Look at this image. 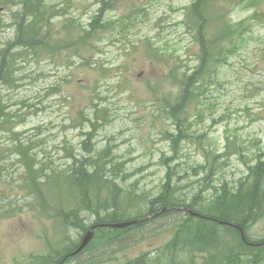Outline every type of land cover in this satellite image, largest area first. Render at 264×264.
I'll use <instances>...</instances> for the list:
<instances>
[{"label": "rangeland", "instance_id": "1", "mask_svg": "<svg viewBox=\"0 0 264 264\" xmlns=\"http://www.w3.org/2000/svg\"><path fill=\"white\" fill-rule=\"evenodd\" d=\"M66 1L47 0L64 7L72 4L75 10L71 16H76L84 26L89 16L97 17V7L92 4L94 0ZM191 1L160 0V7L149 22L134 27L128 38L113 43L111 33V39H107L108 35L103 41H96L100 54L78 48L81 56L90 60L86 67L81 66L73 48L58 49L54 54H47V58H42L43 54L20 53L23 69L18 75L22 79L21 87L2 88L1 91L5 104L13 110L20 108L14 104L25 103L21 111L26 114L24 122L15 125L13 132H17L23 142H32L38 157L42 156L40 150L43 149L47 153V162L54 158L55 164H62L63 161L58 160L62 155L56 151V146L62 141L75 148L80 145L85 135L80 137L79 134L87 133L80 117L83 114L92 118L96 110L93 102L97 109L105 110L104 117L109 121L106 125L99 121L101 126L95 137L96 148L115 145L114 153L125 162V173L132 175L127 183L135 184L144 195L158 193L165 175L162 163L172 157L169 142L164 140L163 133L171 129L172 123L162 113L166 107L160 98L167 94L169 85L158 86L157 83L168 78L167 70L171 66H175L176 71L181 67L191 69L196 66L194 57L198 54V47L190 43L189 37L178 25L183 6ZM4 2L0 0V18L11 23L14 21L11 10L2 9ZM129 3L116 0L106 19L127 15ZM260 8L264 11V0ZM84 9L86 13L84 11L85 15L81 17V10ZM252 13V10L240 6L233 11V17L244 19ZM158 19H161L159 35L153 34L149 26ZM65 25L64 18L58 19L47 27V33L52 29L61 36ZM15 30V27L0 30V49ZM148 37L159 40L158 45L163 50L166 48V54L158 55L156 61L145 57ZM254 37L239 56L221 67L219 84L210 86L202 99H207L210 105L205 101L200 106L190 103L187 115L190 140L181 142L178 156L172 161L177 193L185 199L192 198L201 189L203 170L197 167L204 164L203 149L210 146L219 156L217 162H223V167L215 174L217 182L214 184L225 181L233 185L246 175L247 167L254 163L258 150L264 147V28L256 29ZM64 44L67 43H52L55 47ZM101 67L107 72L102 73ZM196 109L203 110L200 117L194 115ZM19 118L23 117L15 113L14 120ZM12 139L11 133H0L1 156L7 153L9 146L6 145ZM35 141H42L43 146L36 147ZM237 152H241L242 157L234 154ZM0 160V165L6 169L5 182L0 183V210L11 213V217L0 219V264H28L26 259L30 254L46 253L44 242L39 237L47 234L49 244L55 225L44 217L38 205H35L36 212L29 208L31 197L18 188L22 171L14 158L10 155ZM47 200L51 201L49 197ZM160 225L159 230L154 232L143 227L137 237L130 239L125 249L112 257L111 263L103 264H118V260L132 259L162 248L170 240V234ZM247 234L255 239L264 238V217ZM71 235L74 239L78 237L73 233Z\"/></svg>", "mask_w": 264, "mask_h": 264}, {"label": "bare ground", "instance_id": "2", "mask_svg": "<svg viewBox=\"0 0 264 264\" xmlns=\"http://www.w3.org/2000/svg\"><path fill=\"white\" fill-rule=\"evenodd\" d=\"M126 1H130L127 15H120L117 18L114 17L112 19H106L108 17L107 12L114 8L113 5L116 0H94L92 4L97 7L95 9V13L98 16V19L96 17L89 16L88 23L84 26L77 20L76 16H71L72 11L75 10V7H72V4L70 6L64 7L58 4H51L47 2V0H5L2 9L5 8L11 10L10 14L14 21L7 23L5 20L0 18V30H6L9 27H15L23 28L25 31L22 34L14 33L12 37L6 41L8 45H12L11 49H0V61L4 62L6 70H11L14 73L12 75V85L9 84L8 80L5 78L3 79V89L9 90L10 88H8V86H12L14 89H19L21 87L22 79L19 77L18 73L21 69H23V67L20 65V58L17 55L19 49H25V47L29 48V50L23 51L24 55H30V53L33 54L31 50L36 49L40 51L37 54H43L44 56L42 58H47V53L54 54V50L47 48V38L48 40L51 39V41L54 42H64L74 49L75 56L80 58L82 64L81 66L86 67L89 65L90 60L81 56V51L78 49L77 45L100 54L101 51L96 46V41H103L108 35L109 37L107 39H111L112 36L110 31L114 36L113 43L119 41L120 39L123 40L124 37L128 38L129 35H131L134 27L138 25L141 27L148 23L149 18L152 17L154 12H157L160 7V0ZM197 1L198 0H192L190 3L183 6L178 25L182 27L183 33L189 37L190 43L196 45L202 52L200 41L197 39V30L195 29V22L198 21V19L193 17L191 20H189L186 17V13L191 10L192 5ZM62 2L66 3L67 1L62 0ZM262 2L263 0H209L206 3L203 16L201 18V21L205 23L204 28L201 30L202 38L206 41H210L211 36L218 29H223L228 32L227 39L222 40V42L219 43V47L223 50L221 60L226 64H228L232 58L239 56L243 50H245L247 42L255 39L254 31L256 29L260 27L264 28V18L250 20L249 17H246L244 19L237 20L233 17V11L237 7L242 6L245 9L252 10V12H254L256 15H264V11H262L260 8V4ZM211 6L218 7L219 11L212 13L210 11ZM84 11L85 9L81 10V17L85 15L86 11L85 13ZM62 18L66 20L67 25H65L64 29L61 30V36L59 35L58 31H52V29H50L48 35L47 23L50 26L54 21ZM34 20L43 21L45 26H39L34 22ZM230 22L233 23L232 28L229 25ZM160 24L161 19L152 21L150 23L149 26L150 29H152L153 34L159 35ZM154 26L156 28H154ZM242 27L248 29L244 35L241 33ZM32 33H35L39 39L43 37L44 42H34L31 38ZM158 41L159 40H154V38L150 39L149 37L146 39L144 49L146 59L150 61H156L158 55H161V53L166 54V48L163 50L158 45ZM58 49L61 51L66 50L63 46H60ZM194 62L196 64L199 63L198 55L194 57ZM102 68L103 67L100 69L102 73H106L107 70ZM167 72L169 73L168 78L157 83L158 86H162L163 84L169 85L167 94L162 95L160 98L166 107L162 113L165 118L171 120L172 126L171 129L166 130L163 135L183 127H185V129H190V126L186 122L185 115H188L191 104L189 102L180 101L176 97V89L182 90L184 88L186 85L185 77L193 75L194 70L193 68L184 69L181 67L178 71H176V67L171 66L168 68ZM104 77L107 78L108 76ZM203 83V79L201 77H197L193 82L188 84V87L195 91L198 86ZM208 88L209 87H205L206 91ZM0 99H4L2 95H0ZM189 99L190 101H194L199 106L202 104V101H205L207 105H210L207 102V99L202 100L203 96L194 97L190 95ZM171 101L175 103V108L170 106ZM92 105L96 108L92 114V118H87L86 115L84 116L83 114L80 117L85 123V132L91 134L92 138H85L84 133L81 131L83 135H79L80 137L84 136V139L81 140L80 145L77 148L71 144H67L65 141L59 143L58 146H56V151L61 152L62 156H59L58 160H62V164H55L54 158L50 162H47V153L43 149L40 150L42 156L38 157L34 149L24 143L21 136L17 132L12 133V137L19 141L22 152H24L26 155L34 156L36 161L29 163L26 161V159L12 153H5L3 156H1L0 151L1 159H6L11 155L14 158L15 164L22 171L19 177L18 188L20 190H25L28 196L31 197V201H29L28 206L33 212L35 211V205H40L44 210V217L47 219L46 203L42 202L29 191L30 178L27 175V166L32 168L33 172H36L35 174H32V178L37 177L38 179L44 181V184L40 186V189L44 194H49L51 200L54 202V208L57 211L62 213L64 212L63 208L58 204L57 198L65 199L76 206L74 209L76 217H73L71 220L70 232L78 235L76 238L77 240H75L77 246H69L68 253L66 254L62 252V250H60L55 244H51L49 246L48 252L46 246L43 245L46 253L42 255L41 258L35 257L34 254H30V256L26 259V262L28 264H82L81 260L84 259L86 262H88V264L111 263L113 261L112 257L122 251L115 242V236H113L114 233H111L99 241L94 242L96 234L101 231L112 232L115 229L122 230L124 228H117L118 225L126 224V222L144 220L145 218L147 219L143 222L130 226L144 223V227H146V229L154 232L159 230L158 225L161 224L160 228L162 227L168 231L171 228H178L180 225H182V221H185L187 218H189V223L191 225H198L200 227L199 229L192 227L191 233L193 236H195L197 241L194 240L193 246L187 245L188 250H192L194 257L199 258L203 256L199 245H196L198 242L202 241L205 244H208L210 249L217 250L219 252L222 251L224 253L227 246L226 243L232 241V239H228L227 233L224 231V229H226L225 227L229 228L233 224L231 222L217 220L213 216L216 214V212L206 209L207 206L203 207L204 209L202 208V210L200 209V211L191 212V210H189L186 205H178V208H174V211L179 210L181 213L180 216H161L170 212L173 207L168 205L169 203L164 204L163 202H158V199L160 196H175L176 191L169 190L165 188L164 185H160L158 193L156 192L144 195L143 193L139 192L133 184L127 183L132 175L125 173V162L121 161L120 157L114 153L116 146L111 145V152H107L105 146L100 149L96 148L95 137L99 129V127L96 126V120L99 117L105 115V110L97 109V106L94 105L93 102ZM14 106L20 107L18 110L16 107L14 111L19 113L24 119L26 114L22 113L21 111L23 108H25V103H16ZM201 112H203V110L196 109L194 110V115L196 117H200ZM108 122L109 121L106 120H100V123L104 125L108 124ZM0 133L8 134V131L4 130ZM189 140V138H185L184 142H188ZM35 143L37 145L36 147L43 146L42 141H35ZM6 146L12 147V143L10 142V144H7ZM234 146L238 147L236 144ZM263 148L264 147L260 148L258 151L262 150ZM87 150H90V152L87 153ZM215 153L216 151L210 146L203 149L204 164H201V166L216 167L218 169L223 167V162H217L212 159V156ZM6 154L7 156L4 158ZM234 154L242 157L241 152ZM100 156L104 157L103 161L98 159ZM108 161L112 162V172L114 175L118 172L122 173V178L115 177V181L107 182L110 171V168L107 164ZM0 164H2V162H0ZM162 165L165 169H175L172 165V158L165 160ZM47 167L49 169L48 172ZM71 170L84 171L86 176L91 175L95 170H100L102 175L101 181H95L94 179H88V181L90 186L97 188H102L104 186L108 187V192H103L101 195H94L90 191L85 195L84 203H81V200L73 197L71 193L70 185H72L77 190L79 182H81L74 180L73 177H71ZM5 172V167L0 165V183L5 182L3 180ZM60 178L64 179L65 181L63 190H60L58 187ZM164 178L165 176L163 179ZM214 178L215 175H207L206 178L200 180L202 193L207 190H214L218 193H222L225 191L224 189H229V191L232 193L237 191L235 187L230 186L225 181L214 184L217 182L214 180ZM47 179L49 180L48 184ZM92 204H94L97 209H92ZM110 208H114L118 212L129 217V219L125 220L124 218H119V222H110L104 219L103 214H106ZM243 212L246 214L247 209ZM79 214L82 219L78 217ZM233 216L238 218L236 213H234ZM8 217H11L9 210H0V219ZM242 217H244V215ZM152 219H156L157 221L153 224L145 223ZM252 226V224H248L249 229H251ZM142 228H131L129 233H127V239L130 240L137 237L139 235L138 231H140ZM237 232L241 235V237L239 236L240 240L247 243L245 238V230L238 228ZM86 233L89 235V243L82 242V239ZM69 236L70 234L65 233L61 228H58L57 230L53 231L52 239L56 240L62 245H68ZM246 237L252 240L255 239L249 237L247 232ZM39 239L42 242H47V234L43 233V236H40ZM104 242L107 253L104 252L100 246ZM84 257H86V259ZM144 260H146L147 264L170 263L169 259H154L152 257H146Z\"/></svg>", "mask_w": 264, "mask_h": 264}, {"label": "trees", "instance_id": "3", "mask_svg": "<svg viewBox=\"0 0 264 264\" xmlns=\"http://www.w3.org/2000/svg\"><path fill=\"white\" fill-rule=\"evenodd\" d=\"M208 1L209 0H198L195 4L192 5L191 10L186 13L187 19L191 20L193 17L198 19V21L195 22V29L197 30V39L200 41L202 52L198 48L197 55L199 56V63L196 64V66L193 68L194 74L185 77L186 85L182 90L176 89V97L182 102L195 103L194 101H190V95L194 97L205 96V87L215 86V84H219L220 69L223 65L226 64L221 60L223 50L219 47V43L222 42V40L227 39L228 32L223 29H218L213 33L210 41H206L202 38L201 30L204 28L205 23L201 21V18L203 16L204 7ZM210 11L212 13H215L219 11V8L216 6H211ZM96 18L98 19V16ZM262 18H264L263 14L256 15L254 12L249 16L250 20ZM34 22L39 26H45V23L43 21L34 20ZM229 25L231 28L233 27L232 22H230ZM47 27H49L48 23ZM24 31L25 30L23 28H16L15 33L22 34ZM247 31V28L242 27V35H244ZM110 33L112 32L110 31ZM31 38L34 42H44V38L42 37L39 39L35 33L31 34ZM53 42L54 41L50 42V40H48L47 38L48 49L56 51L60 46H63L64 48H72L68 44L55 47L52 45ZM11 47L12 45H8L7 43H5L2 49L9 50L11 49ZM77 47L82 48V46L80 45H77ZM26 50H29V48L25 47V49L18 50L17 55L19 56V58L21 56L20 53ZM31 52L37 54L40 51L33 49L31 50ZM13 74L14 73L11 70H6L4 62L0 61V95H2L1 91L3 88V79L5 78L9 81V84L12 85ZM197 77H201L204 83L200 84L198 88L193 91L188 87V84L193 82ZM8 88L14 89V87L12 86H8ZM170 106L172 108L176 107L175 103L172 101L170 102ZM15 113L16 112L13 110V108H10V105L5 104L4 99H0V132L6 130L8 131V133H15L12 130L14 126L24 122L23 118H19V120H14ZM104 116L105 115L99 117L96 120L97 127L101 126L99 125L100 120H106ZM185 119L188 124L187 115H185ZM84 135L87 139L92 138L91 134L84 133ZM189 137L190 132L188 131V129H185V127L175 129L167 134H164V140L169 142L170 150L172 153V161H174L178 156L181 142H183L185 138ZM11 143L12 147L8 148L7 153L15 152L18 156L26 159V161L29 163L36 161V158L34 156L26 155L24 152H22L18 140L13 138ZM24 143H26L32 148V142L28 141ZM105 147L107 152H111L112 147H109L108 145H106ZM86 152L89 153L90 150H87ZM258 154L259 155L254 161V163L251 166L247 167L246 175L238 179L233 185H230L237 189L235 193H232L231 191H229V189H224L226 192L224 191L222 193H218L214 190H207L202 193L200 189L197 190V193L194 194L192 198L185 199L183 198L182 194L177 193L178 187L174 181V169H165V178L163 180L162 185H164V187L169 190L176 191V193L175 196H160V198L158 199V202H163L164 204L169 203L168 205L173 207L170 212L165 213L161 216L167 217L174 214L180 215L181 213L179 210L174 211V208H178V205H186L188 209L191 210V212L200 211V209L202 210L203 207L207 206L206 209L216 212V214L213 216L217 220L231 222L233 224L229 228L225 227L226 229H224V231H226L227 233L228 239H232V241L226 243L227 246L225 248L224 253L222 251L219 252L217 250L210 249L208 247V244H205L202 241L198 242V244L196 245H199L203 256L199 258L194 257V255L192 254V250H188L187 245L193 246L194 240L197 241L195 239V236H193L191 233L192 227L196 229H199L200 227L198 225H191L189 223V218H187L185 221H182V225H180L178 228H171L169 230L170 240L165 243L162 248L157 249L153 253H145L132 259H124L121 261L118 260V264H147L146 260H144L146 257H152L154 259H169L170 263L168 264H264V238L252 240L246 237V232L249 230L248 224L254 225L264 217V148L260 150ZM218 158L219 156L215 154L212 156V159L214 161H217ZM98 159L100 161H103L104 157L100 156ZM107 164L110 168L108 181L106 180L107 182L115 181V177H123V174L119 172L114 175V173L112 172V162L108 161ZM197 168L203 170L202 179L206 178L207 175H215L218 170V168L216 167L199 166ZM26 170L27 175L30 178L29 191L31 194L39 198L42 202L46 203L47 219L53 221L55 225V230L61 228L65 233L70 234V236L68 237V245H62L54 239H52L51 242L49 241V244L48 241L44 242V245L47 248V252L49 246L51 244H55L59 247L60 250H62V252L67 254L69 246H77V244L75 243V240L77 239L72 238L70 232L71 220L73 219V217H76V214L74 212L76 206L73 203L66 201L65 199L57 198L58 204L63 208L64 212L62 213L57 211L54 208V202L51 200L49 194H44L40 189V186L44 184V181L38 179L37 177L32 178V174L36 173L33 172L32 168H29L27 166ZM48 171L49 169L47 167V172ZM70 175L71 177H73L74 180L81 181L79 182L77 190L72 185H70L73 197L80 199L81 203H84L85 195L90 191L94 195H101L103 192H108V187L104 186L102 188H97L94 186H90V183L88 181V179L101 181L102 175L100 170H95L89 176H86L84 174V171L71 170ZM48 182L49 180L47 179V184ZM133 185L135 186V184ZM64 186L65 181L64 179L60 178L58 183L59 189L63 190ZM47 197H49L51 201H48ZM50 204H52L53 206H51ZM38 206L41 212L44 214L43 208L40 205ZM92 209H97L94 204H92ZM246 209L247 213L245 214L243 211H245ZM234 213H236L238 218H235L233 216ZM80 214L78 215V217L82 219ZM243 215L244 217H242ZM103 217L104 219L110 222H119V218H124L125 220L129 219V217L123 215L114 208H110L106 214H103ZM156 221V219H152L145 223L153 224ZM139 227H144V223L135 226H130L122 230L115 229L112 232L101 231L96 234L94 242H97L103 237L114 233L113 236H115V242L118 244L117 246H119L120 249L123 250L130 243V240L127 239V233H129L131 228ZM238 228L245 230L246 242L250 243L251 245H248L244 241L242 242L240 240L241 235L237 232ZM100 246L102 250L107 253V250L105 249V242L102 243ZM41 256L42 255H35V257L37 258H41ZM85 262H83L82 264H88V262Z\"/></svg>", "mask_w": 264, "mask_h": 264}, {"label": "water", "instance_id": "4", "mask_svg": "<svg viewBox=\"0 0 264 264\" xmlns=\"http://www.w3.org/2000/svg\"><path fill=\"white\" fill-rule=\"evenodd\" d=\"M147 218H145L144 220H146ZM144 220H140V221H132V222H126V224H120L118 225L117 228H125V227H128L130 225H133V224H137V223H140V222H143ZM82 242L83 243H89V235L86 233L84 238L82 239Z\"/></svg>", "mask_w": 264, "mask_h": 264}, {"label": "flooded vegetation", "instance_id": "5", "mask_svg": "<svg viewBox=\"0 0 264 264\" xmlns=\"http://www.w3.org/2000/svg\"><path fill=\"white\" fill-rule=\"evenodd\" d=\"M106 8V7H105Z\"/></svg>", "mask_w": 264, "mask_h": 264}]
</instances>
